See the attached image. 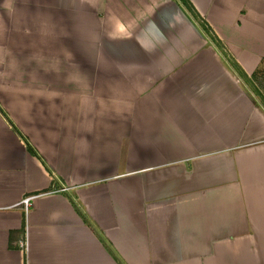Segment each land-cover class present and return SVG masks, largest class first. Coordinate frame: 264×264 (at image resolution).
I'll list each match as a JSON object with an SVG mask.
<instances>
[{
	"label": "crops",
	"instance_id": "obj_1",
	"mask_svg": "<svg viewBox=\"0 0 264 264\" xmlns=\"http://www.w3.org/2000/svg\"><path fill=\"white\" fill-rule=\"evenodd\" d=\"M190 2L0 0V264H264V0Z\"/></svg>",
	"mask_w": 264,
	"mask_h": 264
},
{
	"label": "trees",
	"instance_id": "obj_2",
	"mask_svg": "<svg viewBox=\"0 0 264 264\" xmlns=\"http://www.w3.org/2000/svg\"><path fill=\"white\" fill-rule=\"evenodd\" d=\"M178 2L182 5L184 11L186 12V14L188 15L189 18H192V20L194 22H197L198 25H200V30L209 38H211V40L215 39V37L212 35L210 29L208 28V26L206 25V23H204L202 20H200L198 13L196 12V10L194 9V7L192 6L190 0H178ZM25 144H26V148L27 150L34 154V155H38L37 152L34 150V148L25 140ZM83 216V214H82ZM111 250V249H110ZM112 252V251H111Z\"/></svg>",
	"mask_w": 264,
	"mask_h": 264
},
{
	"label": "built area",
	"instance_id": "obj_3",
	"mask_svg": "<svg viewBox=\"0 0 264 264\" xmlns=\"http://www.w3.org/2000/svg\"><path fill=\"white\" fill-rule=\"evenodd\" d=\"M67 188H68V187H67L66 185L60 183V184H58L56 187L52 188V190H53V191H63V192H64V191L67 190ZM31 197H32L31 194H26V195H24V196L21 198L20 202L22 203V205H23V207H24L25 209H26L27 205L30 203L29 200H30ZM20 245H21V246H24V245H25V240H21V241H20Z\"/></svg>",
	"mask_w": 264,
	"mask_h": 264
},
{
	"label": "rangeland",
	"instance_id": "obj_4",
	"mask_svg": "<svg viewBox=\"0 0 264 264\" xmlns=\"http://www.w3.org/2000/svg\"><path fill=\"white\" fill-rule=\"evenodd\" d=\"M177 1H178V0H177ZM197 22H200V21L197 20ZM199 26H200V25H199ZM209 39H211V38H209ZM222 51H223V50H222Z\"/></svg>",
	"mask_w": 264,
	"mask_h": 264
}]
</instances>
